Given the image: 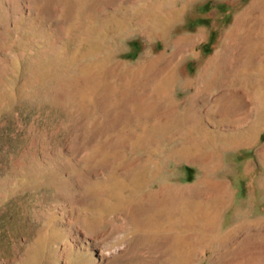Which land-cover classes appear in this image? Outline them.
Listing matches in <instances>:
<instances>
[{"label":"rangeland","instance_id":"rangeland-1","mask_svg":"<svg viewBox=\"0 0 264 264\" xmlns=\"http://www.w3.org/2000/svg\"><path fill=\"white\" fill-rule=\"evenodd\" d=\"M260 150L264 0H0V264L234 259Z\"/></svg>","mask_w":264,"mask_h":264},{"label":"bare ground","instance_id":"bare-ground-1","mask_svg":"<svg viewBox=\"0 0 264 264\" xmlns=\"http://www.w3.org/2000/svg\"><path fill=\"white\" fill-rule=\"evenodd\" d=\"M185 40L186 39L181 38L179 41L176 42L177 50H179L182 47V44H183L182 41H185ZM259 153L261 156H263L264 151L260 150ZM206 159L207 158H205L204 160L206 161ZM209 159L210 158L207 159V162ZM204 176L205 177L201 180V182L204 185V188L214 193L213 194L214 197L212 198L213 200L210 206V210L208 211V213L206 212L207 213L206 222L212 223L214 220H216L218 211L226 200L225 198L226 189H225L223 182L218 181L215 177L208 178L206 171L204 173ZM263 183H264V179H263ZM260 221L261 220H256L255 223L260 222ZM245 225L248 226V222L246 221V219L242 220L241 223H237L234 227H232L226 233V235H224V238H226L227 236L236 237L235 238L236 246L234 248L235 258L233 257L234 259L231 258L228 260H223V262L221 261L220 263L222 264H264V238L258 239V240H250L249 238H247L246 234H241V235L236 234L237 232H240V229L242 228V226L243 228L247 227ZM214 262L218 263L219 260L216 258L214 259Z\"/></svg>","mask_w":264,"mask_h":264}]
</instances>
